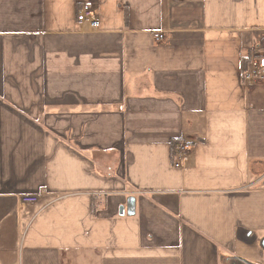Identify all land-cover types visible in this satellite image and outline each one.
I'll list each match as a JSON object with an SVG mask.
<instances>
[{"label": "crops", "instance_id": "obj_1", "mask_svg": "<svg viewBox=\"0 0 264 264\" xmlns=\"http://www.w3.org/2000/svg\"><path fill=\"white\" fill-rule=\"evenodd\" d=\"M258 57L264 0H0V264H264Z\"/></svg>", "mask_w": 264, "mask_h": 264}, {"label": "built area", "instance_id": "obj_2", "mask_svg": "<svg viewBox=\"0 0 264 264\" xmlns=\"http://www.w3.org/2000/svg\"><path fill=\"white\" fill-rule=\"evenodd\" d=\"M76 20L79 24L88 23L94 29L99 25V17L95 11L94 3L92 1H84L77 10ZM161 35H158L160 37ZM264 75V57H258L251 60V64L248 70L244 73V78L248 82ZM189 145L186 143H178L176 145L175 153L178 154L179 160H186L189 150ZM175 166H179V162L174 163ZM36 195H24L21 197L24 203H33L37 201Z\"/></svg>", "mask_w": 264, "mask_h": 264}, {"label": "water", "instance_id": "obj_3", "mask_svg": "<svg viewBox=\"0 0 264 264\" xmlns=\"http://www.w3.org/2000/svg\"><path fill=\"white\" fill-rule=\"evenodd\" d=\"M134 207H135L134 198L133 197H129L127 199V202H126V210H127V213L128 214H132L134 212ZM118 213L120 215H123L124 214V206L123 205H120L119 206V212Z\"/></svg>", "mask_w": 264, "mask_h": 264}, {"label": "trees", "instance_id": "obj_4", "mask_svg": "<svg viewBox=\"0 0 264 264\" xmlns=\"http://www.w3.org/2000/svg\"><path fill=\"white\" fill-rule=\"evenodd\" d=\"M177 144H178L177 141H173V142H172V147H175ZM93 207H94V204H93Z\"/></svg>", "mask_w": 264, "mask_h": 264}]
</instances>
